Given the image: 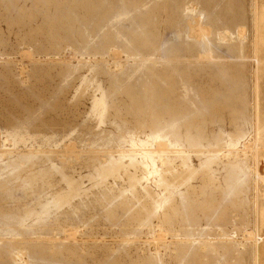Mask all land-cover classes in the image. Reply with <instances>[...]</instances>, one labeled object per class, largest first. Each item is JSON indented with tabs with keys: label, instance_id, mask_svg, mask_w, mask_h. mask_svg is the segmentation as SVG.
Listing matches in <instances>:
<instances>
[{
	"label": "rangeland",
	"instance_id": "1",
	"mask_svg": "<svg viewBox=\"0 0 264 264\" xmlns=\"http://www.w3.org/2000/svg\"><path fill=\"white\" fill-rule=\"evenodd\" d=\"M262 12L0 0V264H263Z\"/></svg>",
	"mask_w": 264,
	"mask_h": 264
},
{
	"label": "bare ground",
	"instance_id": "2",
	"mask_svg": "<svg viewBox=\"0 0 264 264\" xmlns=\"http://www.w3.org/2000/svg\"><path fill=\"white\" fill-rule=\"evenodd\" d=\"M261 1L264 2L263 0H261ZM262 14H263V12H262ZM262 14H261V15H262ZM263 15H264V14H263ZM263 15H262V16H263ZM262 16H261V17H262ZM263 19H264V17H262V21H261V23L263 22ZM259 22H260V21H259ZM150 26H151V25H150ZM261 27H263V30H264V23H262V26H261ZM139 29H140V28H139ZM137 31H138V30H137ZM137 31H136V32H137ZM140 31H141V30H140ZM260 31H261V30H260ZM142 32H143V31H142ZM134 33H135V32H134ZM263 33H264V32H263ZM138 34H139V33H138ZM138 34H137V35H138ZM261 34H262V33H261ZM130 35H131V34H130ZM149 36H150V35H149ZM261 36H262V35H261ZM261 36H260V38H261ZM132 37H133V36H132ZM135 37H136V36H135ZM151 37H152V36H151ZM141 38H142V37H141ZM262 38H263V40H264V37H262ZM141 40H142V39H141ZM135 41H136V40H135ZM142 42H143V41H142ZM145 42H147V41H145ZM261 42H262V41H261ZM263 42H264V41H263ZM263 42H262V43H263ZM137 45H138V44H137ZM261 46H262V45H261ZM262 47H263V51H264V46H262ZM262 47H261V48H262ZM263 51H261V52H263ZM263 53H264V52H263ZM262 86H263V85H262ZM125 89H126V88H125ZM263 89H264V88H263ZM263 93H264V90H263ZM101 96H102V95H101ZM103 98H104V97H103ZM105 99H106V97H105ZM98 100H99V99H98ZM101 100H103V99H101ZM96 101H97V100H96ZM96 101H95V102H96ZM93 102H94V101H93ZM99 104H100V103H98V107H99ZM104 104H105V102H104ZM96 105H97V103H96ZM96 105H95V106H96ZM101 105H102V104H101ZM93 106H94V104H93ZM96 107H97V106H96ZM105 107H106V106H105ZM100 108H101V107H100ZM101 109H102V108H101ZM96 110H97V109H96ZM96 110H95V111H96ZM98 110H99V109H98ZM102 111H103V110H102ZM100 113H101V112H100V110H99V114H100ZM102 113H103V112H102ZM102 113H101V114H102ZM262 159L264 160V158H262ZM257 168H258V170H259V172L257 171V172H258V173H257V177H258L257 180H258V182H261V183L264 185V169H262V163H261V160H260V162L258 163ZM262 193H263V192H262ZM263 197H264V196H263ZM262 204H263V207H264V199H263V201H262ZM44 208H45V207H44ZM263 224H264V220H263ZM263 227H264V225H263ZM257 255H258V254H257ZM262 262H263V264H264V249H263V261H262Z\"/></svg>",
	"mask_w": 264,
	"mask_h": 264
}]
</instances>
